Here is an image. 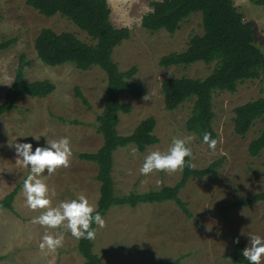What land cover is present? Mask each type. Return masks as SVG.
<instances>
[{
  "label": "rangeland",
  "instance_id": "1",
  "mask_svg": "<svg viewBox=\"0 0 264 264\" xmlns=\"http://www.w3.org/2000/svg\"><path fill=\"white\" fill-rule=\"evenodd\" d=\"M107 1L114 27L131 32L130 39L114 50L113 60L122 72L137 67L134 80L146 91L141 99L121 97L132 111L120 114L118 133L129 136L153 117L154 135L160 140L144 153L134 145L115 152L116 197L175 186L182 176L176 152L183 144L192 151L194 169H206L221 159L223 164L219 177L192 178L182 190L180 198L188 204L191 218L174 202L113 207L97 225L94 253L102 264H232L225 254L241 243L246 254L264 264V203L232 207L264 192V151L258 157L248 151L251 141L264 133V119L245 137L234 132L235 109L264 98V80L246 81L235 93H214L213 125L219 140L214 145L202 143L187 130L194 102L167 111L162 84L169 78L204 80L216 64L160 65L164 56L185 51L193 36L204 34L202 14L192 15L170 35L142 26V18L153 10L151 3L162 0ZM26 2L0 0V44L17 40L0 51V104L14 82L22 54L31 62L25 79L49 80L56 90L45 99L22 96L15 110L0 117V199L24 182L14 212L0 210V264H84L78 251L87 226L83 211L97 209L100 183L98 166L79 155L96 153L104 144L97 128L108 77L99 67L82 72L71 64L43 63L34 47L43 29L92 41L67 18L44 17ZM234 3L245 22L253 24L256 44L264 53V7L251 0ZM77 88L88 105L76 96Z\"/></svg>",
  "mask_w": 264,
  "mask_h": 264
},
{
  "label": "trees",
  "instance_id": "2",
  "mask_svg": "<svg viewBox=\"0 0 264 264\" xmlns=\"http://www.w3.org/2000/svg\"><path fill=\"white\" fill-rule=\"evenodd\" d=\"M264 7V0H251ZM27 5L40 15L52 18L60 15L87 33L92 43H85L72 33H61L43 29L35 40L38 58L48 66L74 65L82 72L94 67L101 68L108 77L106 103L102 116L98 119V133L103 137L101 149L92 154H80L79 159L98 166L97 181L100 183V197L97 209L83 211L87 226L79 240L78 251L84 264H102V258L94 253L93 238L98 223L115 206L136 208L140 204H163L174 202L188 217L192 214L188 204L180 194L192 178L219 177L223 159L212 163L208 168L197 170L192 166V151L187 144L181 145L176 158L182 168V176L175 186H166L158 191L144 194L130 193L116 197L113 178L114 154L120 148L134 145L140 153L148 147L159 144L154 135L156 120L153 117L142 121L129 136L118 133L120 114H130L132 107L123 104V95L135 99L146 96L145 88L136 82L137 67L126 72L119 69L113 60L114 50L130 39L128 28L118 29L111 22V10L107 0H27ZM152 12L142 18V26L151 32L165 30L174 35L181 24L192 15L202 14L203 35L193 36L185 51L164 56L160 65L163 68L188 67L196 63L216 64L212 74L204 80L188 77L166 79L162 84L165 108L174 112L187 102H194L192 115L187 122V130L198 136L202 143L214 145L219 135L214 129L213 96L216 91L235 93L238 85L249 80H264V53L258 48L253 24L246 23L244 16L235 6L234 0H162L152 2ZM10 39L0 44V51L7 50L16 43ZM31 66L24 54L20 55L15 71V79L0 104V117L17 108L22 96L45 99L52 95L56 86L49 80L29 82L25 71ZM76 96L88 105L79 88ZM234 132L245 137L254 124L264 119V98L247 103L235 109ZM251 157H258L264 151V133L251 141ZM24 183V182H23ZM23 183L10 194L0 199V210L14 212L13 203ZM264 203V192L251 198H242L232 207L246 208ZM232 264H262L245 253V246L235 243L232 253L225 254Z\"/></svg>",
  "mask_w": 264,
  "mask_h": 264
}]
</instances>
